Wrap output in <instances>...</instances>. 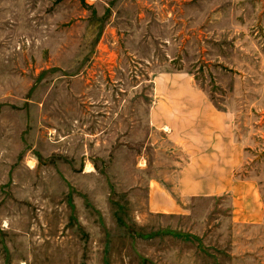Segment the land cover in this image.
Here are the masks:
<instances>
[{
	"label": "rangeland",
	"instance_id": "rangeland-1",
	"mask_svg": "<svg viewBox=\"0 0 264 264\" xmlns=\"http://www.w3.org/2000/svg\"><path fill=\"white\" fill-rule=\"evenodd\" d=\"M210 113L241 164L183 196ZM0 264H264V0H0Z\"/></svg>",
	"mask_w": 264,
	"mask_h": 264
},
{
	"label": "crops",
	"instance_id": "crops-1",
	"mask_svg": "<svg viewBox=\"0 0 264 264\" xmlns=\"http://www.w3.org/2000/svg\"><path fill=\"white\" fill-rule=\"evenodd\" d=\"M199 118L196 116L193 121L194 125L189 124L187 128L191 126L193 129L196 128L197 133L195 134L199 132L205 134L190 135V137L184 134L179 137L178 143L185 146L188 154H191L192 157V161L178 177V186H180V192L183 196H188L189 191L192 190H188L187 186H205L209 187L207 193L221 194V190H225L231 184L233 173L241 164L243 156V152L231 136V125L225 116L210 113L206 119ZM158 123L159 121H155L156 127L160 126ZM183 124L186 126L185 123ZM161 126L168 127L165 122ZM196 178L200 181H194ZM161 193L163 192L161 191ZM166 193L168 194V192ZM172 202L164 206L156 204V211L169 212L174 210L177 205L175 203L172 205Z\"/></svg>",
	"mask_w": 264,
	"mask_h": 264
}]
</instances>
